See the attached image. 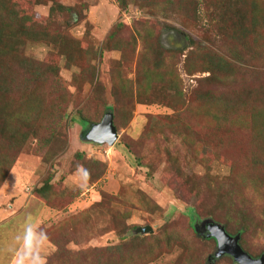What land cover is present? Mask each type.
<instances>
[{
    "label": "rangeland",
    "instance_id": "obj_1",
    "mask_svg": "<svg viewBox=\"0 0 264 264\" xmlns=\"http://www.w3.org/2000/svg\"><path fill=\"white\" fill-rule=\"evenodd\" d=\"M126 2L0 0L3 16L27 14L41 25L40 42L0 54V264H119L129 256L132 264H233L195 234L204 220L231 235L248 224L242 247L253 258L264 253V132L255 137L248 123L264 110V0H175L156 13L152 0ZM228 7L237 15L257 8L256 30L232 29L215 11ZM160 50L178 71L177 90L163 81ZM216 105L225 117L238 110L246 118L214 149L200 142ZM109 108L114 146L90 140L108 131L81 122L101 123ZM26 114L41 128L35 137L22 125ZM187 117L196 119L186 132L176 128Z\"/></svg>",
    "mask_w": 264,
    "mask_h": 264
},
{
    "label": "trees",
    "instance_id": "obj_2",
    "mask_svg": "<svg viewBox=\"0 0 264 264\" xmlns=\"http://www.w3.org/2000/svg\"><path fill=\"white\" fill-rule=\"evenodd\" d=\"M126 1L127 0H117L120 7H124L125 5H127ZM213 1H215V0H209L210 6L213 5ZM174 2H175V0H167V1H164L165 5L161 6L160 4H157L155 2V0H152V4L149 6L148 10L149 11H151L152 9L156 10L155 11V13H156L161 8H163V9L171 8L173 6ZM52 9H54V7ZM215 11H217L219 14H221L222 16H224L228 19L231 18L229 20V23L231 21L232 29H238L239 32H244V34H247V35L256 30V20L258 19L257 14L259 15L260 20H261V14L257 8L253 9L251 13L239 14V15H237L238 13L233 14L232 11L229 10V7L227 8V10H224V11H222V10L218 11L215 8ZM4 13H6V12L0 10V54L6 53L8 56H11V54H14L13 52L18 53V48L20 50L21 45L23 44V41H25V39L33 41V42H40L41 41V39L38 37L39 34L41 33L39 31L41 29V25L37 22V20H34L31 16H29L27 14H26V16H22L19 13L14 12V11L9 12L7 16H3L2 14H4ZM230 14L233 18L230 17ZM14 25H16L17 27H13ZM229 26H230V24H229ZM120 27L122 28V25H119L116 27L115 32L112 34V37H111L112 40H114L116 38V36L119 35L118 33H119ZM42 32L47 33V29L43 28ZM161 47H163V46L161 45ZM171 52H174V51H171ZM154 54H155L154 56L158 59V63L160 64L159 68L163 67L166 70V75H163V76H166V79L163 80L166 83V88L168 90L179 89L180 84H181V80L179 78L180 76L178 75V71H177L176 67L167 68L164 65L165 64V58L163 55V51L160 50L159 52H154ZM214 64L215 65H217V64L221 65L224 63H223V60H218L217 64L215 62H214ZM208 71L213 72V73L215 72V70L211 67L208 69ZM188 73L192 74L190 71ZM41 77H43V75L35 78L36 81H40ZM45 81H46V79H45ZM37 88H38V86L36 87V90H37ZM36 90L35 91L32 90V93L29 96H31V97L34 96ZM13 91L8 90V93L18 96L17 93H14ZM23 98H26V97L23 96ZM155 103H160V104H164V105L167 104L169 106L171 105L167 101H156ZM171 107H173V106H171ZM225 109H227V110H225V112L231 111L229 105H225ZM114 112H115L114 108H109L107 113L105 114V116L103 118V121L105 120L107 115L112 114L114 117V119H113L114 126L116 127ZM235 113H236V115L233 117H228V115H226V117H225V115L221 112L220 105L219 106L216 105L214 111L210 114V117H208L209 120L207 121V126L205 128V134L203 132V136H205V137H201V139L203 138V140H202V142H200V144L202 146L204 144L205 147H208V148L212 147L214 149H217L218 147L220 148L221 146H224L225 141L222 139L223 135L230 133L232 130L233 124H236L237 121H240V120L246 118V113H239L238 110ZM6 118H7V115L5 112L3 119L5 120V122H6L5 125H7V128H8L9 122H8V120H6ZM187 119L188 120H186V121L180 120L179 121L180 124L178 123L179 125H176V128L182 127L186 132V130H187L186 127H188L189 124L191 125V123L196 118H188L187 117ZM81 122H82L84 128L88 127L89 125H94V124L98 125V124L102 123V122L101 123L91 122L90 120H88L84 117L82 118ZM33 123L34 122L29 117L28 114L23 115L22 125L29 128V131H26V133H30L31 135H33L35 137L39 132H41V128L40 127H39L40 129L32 128ZM248 123L251 124V127L255 132V137L259 138V136L264 132V110L259 111L257 109L256 111H254L253 114L248 118ZM116 129H117V127H116ZM26 133L17 134L16 139L14 138V141L19 139L18 144H21L22 138H25V141H26L28 139ZM179 134H181V133H179ZM217 158H219L218 154H217ZM49 188H50L49 185H46L43 189L39 190V192L43 195H46L47 193L49 194L50 193V192H48ZM210 217L212 219H215V217H216L215 213L211 214ZM195 218L200 219L199 215L195 216ZM209 225H218L222 228H225L216 222H213L210 220H204L201 222L197 221V226H194V232L199 237L207 238L208 240H214L217 244V249H218V242H217L216 238L210 237L208 235V226ZM199 229H202V230H199ZM225 230H226V228H225ZM227 233L229 235H231L229 232H227ZM235 233H236V235H231V236H233V237L240 236V238H241L240 245H241L242 239L244 242L245 236H247L250 233V226L248 224L243 225L240 228H238ZM241 247H242V245H241ZM243 250H244V248H243ZM224 257L230 258L233 261V264H238L235 262V260L231 256H227V255L226 256H220L219 251L217 250L216 258L221 259ZM262 257H264V253L262 254V256L260 258H254V259H261ZM104 263L106 264V262H104ZM210 263H212V261H210ZM119 264H132V256H129L125 260L123 259L121 261V263H119Z\"/></svg>",
    "mask_w": 264,
    "mask_h": 264
},
{
    "label": "water",
    "instance_id": "obj_3",
    "mask_svg": "<svg viewBox=\"0 0 264 264\" xmlns=\"http://www.w3.org/2000/svg\"><path fill=\"white\" fill-rule=\"evenodd\" d=\"M113 115H107L105 120L97 125L94 129L97 132H106L101 134L103 138L90 137V140L101 144H109L114 146L118 140V131L114 126ZM208 230H210L213 236L218 242V251L220 256H231L238 264H264V257L261 259H254L248 253H246L240 245V236L233 237L227 233L225 228L218 225H209ZM153 233L152 228H139L137 234H149Z\"/></svg>",
    "mask_w": 264,
    "mask_h": 264
},
{
    "label": "clouds",
    "instance_id": "obj_4",
    "mask_svg": "<svg viewBox=\"0 0 264 264\" xmlns=\"http://www.w3.org/2000/svg\"><path fill=\"white\" fill-rule=\"evenodd\" d=\"M85 129H89V127L88 128H85Z\"/></svg>",
    "mask_w": 264,
    "mask_h": 264
},
{
    "label": "crops",
    "instance_id": "obj_5",
    "mask_svg": "<svg viewBox=\"0 0 264 264\" xmlns=\"http://www.w3.org/2000/svg\"><path fill=\"white\" fill-rule=\"evenodd\" d=\"M39 220V219H38ZM36 224V223H35Z\"/></svg>",
    "mask_w": 264,
    "mask_h": 264
}]
</instances>
